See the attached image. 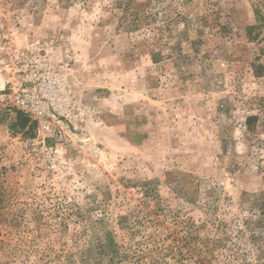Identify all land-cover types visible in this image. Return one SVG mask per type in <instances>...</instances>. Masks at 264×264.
<instances>
[{"label":"rangeland","instance_id":"374dc122","mask_svg":"<svg viewBox=\"0 0 264 264\" xmlns=\"http://www.w3.org/2000/svg\"><path fill=\"white\" fill-rule=\"evenodd\" d=\"M255 4L0 0V264H264ZM15 51L72 91L61 141L3 102Z\"/></svg>","mask_w":264,"mask_h":264},{"label":"built area","instance_id":"2783aa9c","mask_svg":"<svg viewBox=\"0 0 264 264\" xmlns=\"http://www.w3.org/2000/svg\"><path fill=\"white\" fill-rule=\"evenodd\" d=\"M15 77L7 83L1 97L6 106L33 123L40 142L66 138L76 118L75 99L64 77L36 65V57L15 51Z\"/></svg>","mask_w":264,"mask_h":264},{"label":"trees","instance_id":"16d2710c","mask_svg":"<svg viewBox=\"0 0 264 264\" xmlns=\"http://www.w3.org/2000/svg\"><path fill=\"white\" fill-rule=\"evenodd\" d=\"M256 4L253 5V13L255 17V22L253 25L246 28V38L248 41H255L258 45V57L256 62L251 65L252 74L255 78H262L264 77V63L260 62L261 59H264V37L259 39L261 33L264 31V0H255ZM131 25L133 29H139L142 26V21L140 20L139 16L135 15L134 18H131ZM260 57V58H259ZM18 120L22 123V126H25L29 120L21 114L17 113ZM255 118L251 117L247 119V122L254 121ZM34 125V124H33ZM188 248V245H184ZM192 257H196L198 259V264H203L202 259H200L199 255L195 251L188 249L187 251Z\"/></svg>","mask_w":264,"mask_h":264}]
</instances>
